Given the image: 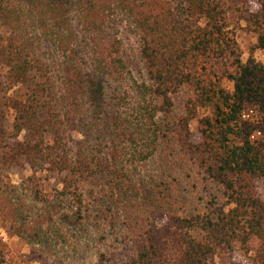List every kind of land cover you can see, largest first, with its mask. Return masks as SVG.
Wrapping results in <instances>:
<instances>
[{"label": "trees", "instance_id": "1", "mask_svg": "<svg viewBox=\"0 0 264 264\" xmlns=\"http://www.w3.org/2000/svg\"><path fill=\"white\" fill-rule=\"evenodd\" d=\"M230 11L264 49V0H0L1 164L60 175L79 216L83 178L123 189L128 165L152 166L141 215L127 209L96 264H216L238 251L264 264V63L240 59ZM178 175L190 196L169 212Z\"/></svg>", "mask_w": 264, "mask_h": 264}, {"label": "rangeland", "instance_id": "2", "mask_svg": "<svg viewBox=\"0 0 264 264\" xmlns=\"http://www.w3.org/2000/svg\"><path fill=\"white\" fill-rule=\"evenodd\" d=\"M247 3L251 10L257 8V0H247ZM228 20L240 59L246 61L253 58L264 63V49L255 46V33L245 22L238 20L237 12L230 11ZM123 24L120 25L124 27ZM1 27L3 26H0V34H7V29ZM122 31L126 29L123 28ZM133 48L134 44L127 40L124 49L129 59ZM231 61L232 58L217 59L214 69L220 73L224 65ZM131 73L138 78L134 68ZM129 81L132 82V76H129ZM223 85L226 89L232 88L226 79H223ZM3 95L1 91L0 102L4 101ZM205 112L207 110H201L200 114ZM12 121L13 115L9 112L6 122ZM189 128L192 140L196 141V120L189 124ZM6 132L7 141L13 142L11 128H7ZM24 134L25 132L21 133L19 140ZM73 137L80 136L75 133ZM4 143L0 142V159L1 155L3 159L5 157L2 152ZM9 162L3 166L0 160V264H96L97 254L114 242V238L122 231L127 209H130L131 216L141 215L140 203L146 193L143 189H148L151 185L149 174L152 166L142 163L127 166L131 180L123 182V189L119 185H111L103 175L86 176L80 182L84 210L79 216L74 213L76 208L69 195L64 194L62 184L58 181L60 175L33 173L21 159ZM177 177L182 184L177 181L173 183V190L178 188L179 192H176V198L165 204L169 212L180 211V200L190 196L186 175ZM160 180L161 178L157 179L158 182ZM32 181L41 183L43 194L47 198L34 195ZM257 190L264 198V183H260ZM111 194L113 196L109 197ZM165 200L167 199L164 198ZM137 201L139 204H136ZM214 261L216 264H251L248 255L242 251L232 255L219 253Z\"/></svg>", "mask_w": 264, "mask_h": 264}]
</instances>
